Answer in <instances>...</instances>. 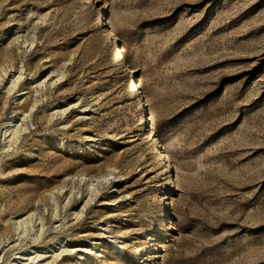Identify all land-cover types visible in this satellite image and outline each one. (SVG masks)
Here are the masks:
<instances>
[{"label":"rangeland","instance_id":"374dc122","mask_svg":"<svg viewBox=\"0 0 264 264\" xmlns=\"http://www.w3.org/2000/svg\"><path fill=\"white\" fill-rule=\"evenodd\" d=\"M0 76V264L62 244L48 264H264V0H0ZM108 171L76 214L79 173ZM36 205L43 230L18 234Z\"/></svg>","mask_w":264,"mask_h":264},{"label":"bare ground","instance_id":"6f19581e","mask_svg":"<svg viewBox=\"0 0 264 264\" xmlns=\"http://www.w3.org/2000/svg\"><path fill=\"white\" fill-rule=\"evenodd\" d=\"M18 37L19 36H17V38ZM27 42H28V40H27ZM120 56H121V54L118 53L117 58L119 59ZM129 68H130V71H132V72L134 71V68L133 67H129ZM22 70H23V65H22V63H20V65H19V67L17 69V73L16 74H13L11 76L10 80H9L10 82H9V86H8V91H11V90H13L16 87L17 83L19 82V80L22 77V74H23L22 73ZM59 74H60V76L58 77V79L63 76V72L61 71V72H59ZM44 81L45 80H43L42 82H39L38 84H36V86H34V87H36L35 88V91L36 92H38V90L41 89L43 87V85H45V82ZM135 84L132 83V88H131V91H134L133 103L136 106L137 105L143 106V104H142V99H143V96L142 95L143 94H142V92L138 91L137 88H135L136 87ZM138 84H140V83H138ZM38 94H39V92H38ZM35 98L36 99L31 104L29 111L28 112L27 111H23L22 113H20L21 115L18 117V122L12 124V120L11 119H9L6 122L4 121V126H2V130L1 131H2V135H3V140H6L7 139V141H5V144H7L8 147L13 142H16L18 140L20 134L24 130L27 129V121L30 118L32 111L36 108V103L38 102V99H39L37 97H35ZM77 104H78V101H76L73 105L75 106ZM69 108H70V106L67 107V108H59L57 110H54L52 112V116H58V115L59 116H62L63 114H65L66 110L69 109ZM84 108L85 107H83V109ZM148 131H149V133L146 134V137H147L148 140H150V139L153 140L152 146L155 149V148H157V140L155 138V132H154V130H153L152 127H149L148 128ZM156 151L158 152V157L161 160L160 163H159V165H164L165 166V168L163 169V173L168 172L166 178H169V183H173L174 184V187H173L174 189H178L179 187H178V181H177V179L174 177L173 174L170 173L171 170H168L169 164H168L167 160H165L166 159V153L161 152L159 149H156ZM112 178L115 179V176H113V174H112L111 171H108L107 173H102L99 176H88L85 172L79 173V175H78L79 184L77 186V189H78L77 190V193L81 192V186L80 185L84 186L85 187V190L87 191V193H86L87 194V199H86L85 203L83 204V206L80 208V210L78 212H76V214L81 215L83 213V211H84L85 205L88 204V203H90V202H92L95 199V197L101 191L100 189L103 186V184H105V183L111 184V183L114 182V181H112ZM114 186H115V183L112 184L110 187H108V189H106L105 191L108 190V192H111L114 189ZM74 187L75 186L68 187L69 188V190H68L69 191L68 192V197L65 196L66 197V201L64 203V206L66 204H68L70 198L73 197V195L75 193L73 191ZM63 188H64V185H61V186H58L57 189L49 192L50 200H51L52 206H53V211L52 212H53L54 215H56L57 209H58V206H59L58 205V202H57V194H63V192H65V190H63ZM105 191H103V193H104L103 194V200H104L103 201V204H105V205H113L115 203L113 196L112 197H107L108 195L105 193ZM115 192H117V188L114 190L113 193H115ZM85 198L86 197L84 196V199ZM13 224L15 226V229L18 231V234L20 232H22L23 234H29V231H33L34 230V226L38 225L39 227L36 229L35 232H36V234H38V232L40 234V232L44 228V224L45 223H44L43 214H42L40 208L36 205V208L34 210L29 211V212H26L22 216H20L18 218H15L14 221H13ZM30 250H32V249H30ZM68 251H69V248L67 246H65L64 244H62V245L59 246L57 252L56 251H53V253H51L49 255V260L43 261L41 263L42 264H48L49 261L51 263H53V262H55V260L58 257H60V255L66 253ZM45 255L42 256V252L41 253H38L36 250H33V251H27L25 253H23V252L22 253H19L18 256H16V257L19 259V261H21V264H35L36 262H38L39 260H41L43 258L46 259V256Z\"/></svg>","mask_w":264,"mask_h":264}]
</instances>
